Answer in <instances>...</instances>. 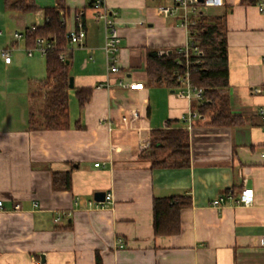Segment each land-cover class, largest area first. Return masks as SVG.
I'll return each mask as SVG.
<instances>
[{
  "label": "crops",
  "instance_id": "0c3cea01",
  "mask_svg": "<svg viewBox=\"0 0 264 264\" xmlns=\"http://www.w3.org/2000/svg\"><path fill=\"white\" fill-rule=\"evenodd\" d=\"M34 1L60 7L67 30L84 10L87 38L67 50V60L71 94L81 88L93 94L83 107L77 99L73 111L70 94L68 129H32L31 80L47 75L46 57L36 54L23 78L13 82L18 90L0 99V264H97V254L101 264H264V15L257 4L223 0L204 12L225 15V89L231 113L243 122L217 126L197 117L187 127L185 117L198 110V102L152 84L145 70L148 49H179L189 42L181 11L171 17L155 12L173 0H107L122 36L120 71L110 75L105 27L95 18L93 0H63L62 6L59 0ZM33 13L36 19L23 28L44 24L43 11ZM20 43L13 52L27 45L20 49ZM12 57L10 64L2 59L5 70L14 69ZM120 80L143 86L122 87ZM107 81L111 87L96 88ZM179 128L189 132L190 166L152 167L143 156L155 132ZM54 173L68 174L70 188L59 187V177L55 187ZM244 188L254 190L251 205H213L227 193L239 197ZM98 191L112 192L113 202L97 201ZM178 195L191 198L181 211V232L156 235L154 198Z\"/></svg>",
  "mask_w": 264,
  "mask_h": 264
},
{
  "label": "trees",
  "instance_id": "16d2710c",
  "mask_svg": "<svg viewBox=\"0 0 264 264\" xmlns=\"http://www.w3.org/2000/svg\"><path fill=\"white\" fill-rule=\"evenodd\" d=\"M260 0H242L243 3L257 4ZM63 0H59L62 6ZM6 7L21 13H30L41 9L45 16L43 25H35L29 31L26 28V44L32 45L37 37H45L55 43L56 48L49 51L46 57L47 75L44 79L33 81L45 91L40 93L45 100V107L36 115L34 101L31 103L29 124L32 129L46 128L51 130L68 129L70 127L69 100L71 64L59 57L63 47L68 45L65 15L56 6L38 7L34 0H5ZM92 7V3L90 4ZM190 76L194 84L206 89L205 101L197 105L199 119H207L210 125L241 124L242 118L231 113L229 95L226 87L230 81L227 26L225 15L202 14L197 25L193 27ZM178 60L181 63H177ZM200 61L201 63H197ZM186 57L178 49L159 51L148 49L146 73L154 85L177 88V68L184 69ZM91 88L75 90L79 106L83 107L92 97ZM36 92H32V100ZM149 150L143 157L149 159L152 167H189L191 164L189 132L187 129H167L155 132ZM53 174L54 186L58 187V177L64 180L59 187L70 188L68 174ZM191 204V198L184 195L172 197H155L153 200L154 232L156 235H177L182 230L181 211ZM96 263L101 264L96 255Z\"/></svg>",
  "mask_w": 264,
  "mask_h": 264
},
{
  "label": "built area",
  "instance_id": "2783aa9c",
  "mask_svg": "<svg viewBox=\"0 0 264 264\" xmlns=\"http://www.w3.org/2000/svg\"><path fill=\"white\" fill-rule=\"evenodd\" d=\"M173 4H163L158 5L155 8V12L157 15L162 17H171L176 15L179 11L182 12V25L185 27L187 32L189 33L190 39L189 42L184 46L179 48V53L183 54L186 57V66L184 69L177 68L175 70V74L177 76L178 86L176 88V93L179 97L186 99L189 103L198 102L203 103L205 99L206 89L194 84L191 80L190 76V62L189 57L192 52L197 53V49L192 48L193 40L192 33L193 27L197 25L198 19L206 10L212 7H219L223 4V0H204V2H200L199 0H173ZM258 10L261 14L264 15V0H260L257 3ZM92 9L95 13V18L98 22H103L105 27V44L104 50L106 55V62L108 66V73L114 74L120 71L119 67V52L121 49L122 36L119 29V23L114 14L109 11L107 6V0H93L92 1ZM139 24H144L140 22ZM29 31L34 29V26L27 27ZM3 34V31L0 30V35ZM68 45L63 47V51L60 53L59 57L62 61L67 60V50L70 49L71 46L78 45L84 43L87 38V28L85 23V12L84 10H79L75 14V26L73 29L67 30L65 35ZM26 41V28L21 30H16L11 38L10 45L4 47L0 50V54L2 59L6 64L12 63V55L13 51L19 47V43ZM55 43L53 41L48 40L45 37H37L35 42L32 45H25L23 48L26 54L29 57H33L36 54L46 55L49 51L55 49ZM177 63H181L179 60ZM197 63H201L197 61ZM118 84L122 87L129 88H141L143 86L142 83L130 82L126 83L120 80ZM112 84L110 81L106 83H100L96 86V88H109ZM261 117L264 120V109L259 111ZM198 110H191L188 113V116L185 117V122L187 127H192V122L195 118L199 117ZM264 156V153H263ZM96 166H99L100 163H96ZM113 193L108 192L106 194L107 203L113 202ZM255 193L253 189L244 188L240 193L239 197H235L231 193H227L221 195L217 199L213 201V205H220L225 201H233L236 204L249 206L254 202ZM3 201H0V208H2ZM35 206H38V202L35 203ZM63 215L59 214L55 218L56 223H60ZM262 244L264 245V235L262 236ZM119 248H123L125 246V241L122 238L118 239ZM33 264H45L42 261H35Z\"/></svg>",
  "mask_w": 264,
  "mask_h": 264
},
{
  "label": "rangeland",
  "instance_id": "374dc122",
  "mask_svg": "<svg viewBox=\"0 0 264 264\" xmlns=\"http://www.w3.org/2000/svg\"><path fill=\"white\" fill-rule=\"evenodd\" d=\"M16 1V0H12ZM210 10V9H209ZM36 13H27L23 14L21 12L11 10L6 7L5 0H0V30L3 31V34L0 35V50L3 49L8 41L12 38L13 33L16 30L23 29L24 26L33 23L35 20ZM25 41L20 43V49L24 47ZM15 64L12 66L14 69L5 70L3 60L0 54V99L4 97V94H14L16 89L13 82L20 80L23 78V68L28 66V63L35 59L33 57H29L23 50L13 52ZM38 59V57H37ZM16 89V90H15ZM36 98L33 99L34 103V110L36 115L39 114V111L43 110L45 107V100L44 97L40 95V93L45 91V88L40 87V85L36 86L35 88ZM15 90V91H13ZM8 92V93H6ZM71 110L74 109V103L77 102V98L75 94H71Z\"/></svg>",
  "mask_w": 264,
  "mask_h": 264
},
{
  "label": "water",
  "instance_id": "95a60500",
  "mask_svg": "<svg viewBox=\"0 0 264 264\" xmlns=\"http://www.w3.org/2000/svg\"><path fill=\"white\" fill-rule=\"evenodd\" d=\"M200 2H204V0H199ZM67 62L69 63V60H67ZM74 87V79L73 77L71 76L70 78V88H73ZM106 194L107 192L105 191H98L95 193V199L99 202H105L106 200Z\"/></svg>",
  "mask_w": 264,
  "mask_h": 264
}]
</instances>
